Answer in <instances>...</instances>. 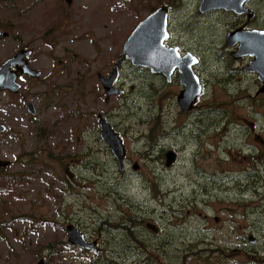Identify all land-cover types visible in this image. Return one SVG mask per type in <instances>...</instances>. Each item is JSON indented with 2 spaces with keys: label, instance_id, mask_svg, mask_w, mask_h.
I'll list each match as a JSON object with an SVG mask.
<instances>
[{
  "label": "rangeland",
  "instance_id": "1",
  "mask_svg": "<svg viewBox=\"0 0 264 264\" xmlns=\"http://www.w3.org/2000/svg\"><path fill=\"white\" fill-rule=\"evenodd\" d=\"M163 2L171 6L168 46L179 43L184 50L219 51L218 22L223 17L199 13L201 0H73L71 5L65 0L0 2L4 7L0 22L47 31L48 43L37 41L38 32L34 33L32 46L40 49V55L48 51L49 61L40 67L44 75L29 89L33 96L28 101L40 109L38 120L49 119L51 126L49 134L39 135L40 122L31 121L19 103L15 137L0 142V158L10 161V166L0 169V264H39L40 260L45 264H253L264 258V170L248 167L243 157L248 153L233 146L238 133L247 134L254 112L263 124L264 106L225 104L219 78L212 72L220 60L208 53L199 69L205 89L198 106L189 113L181 111L179 77L168 82L147 67L133 66L123 54L125 41L138 22ZM259 10H264L263 1ZM115 62L121 68L117 86L123 93L106 102L98 73L108 76ZM99 114L108 118L125 143V171H120L100 138ZM231 122L240 126L221 142L219 155L224 160L209 168L208 158L215 160L217 155L208 156L204 148L205 125L220 131ZM213 134L205 140L214 141ZM174 150L181 158L167 167L166 153ZM230 160L243 164L232 165ZM136 163L138 170L133 168ZM217 168L224 169V181L222 187L207 186L212 193L208 197L202 185L207 180L198 181L201 174L220 176ZM219 189L230 191L226 201L219 202L215 196ZM174 190L184 215L180 211L170 214ZM230 198L240 202L234 204ZM122 199L136 206L132 212L138 221L130 222V227L140 240L144 237L140 219L151 209L165 231L148 243L173 237L168 244H177L182 234L175 222L181 221L194 246L188 250L125 249L124 241L113 237L119 236L122 213H117V205L125 206ZM70 224L87 238L98 239L100 253L70 245L66 230ZM238 225L242 232L235 230ZM253 233L261 248L258 255L247 253ZM237 234L242 242L236 245ZM216 246L222 253L214 252ZM235 246L240 248L239 257L231 256L230 247Z\"/></svg>",
  "mask_w": 264,
  "mask_h": 264
},
{
  "label": "flooded vegetation",
  "instance_id": "2",
  "mask_svg": "<svg viewBox=\"0 0 264 264\" xmlns=\"http://www.w3.org/2000/svg\"><path fill=\"white\" fill-rule=\"evenodd\" d=\"M1 1L2 0H0V2ZM260 1L264 2V0H243L242 2L241 0H220V7H216L213 8L214 10L201 13L202 15L220 14L223 17V19H221V22H218V26L220 28L221 45L219 46V51L217 52H215V50H212L211 52L207 50L206 53H204V51H195L191 49L184 50L179 43L174 44L175 46H178L180 50L179 51L180 55H185L190 53L192 54V56L190 57L193 59L194 63L192 64L191 67L200 80L201 94L198 96L197 101L194 104V107L191 110L187 111L188 113L198 106L197 105L198 100L201 98V95L204 92L205 83L203 82V79L199 73V69L203 64L202 58L205 60L206 57L208 56V53H210V57L219 58L220 60V63L217 66L218 70L215 69L212 72H215V74L219 78L220 81L219 84L221 86V89H219L220 95L225 104L237 106L245 102H249L250 105L255 109L260 105L264 106V41L263 39L260 38L256 40L257 44H259L260 42L262 43V49L260 53L259 50H253V44L248 39V35L252 32H256V31L264 32V10L262 12H260L259 10ZM65 2L68 5H71L73 0L71 3H68L66 0ZM212 2L213 0H209V4H212ZM162 4L163 5L159 6L158 8H162L164 6L168 8V18L170 25L171 6H167L168 2H163ZM200 6L201 4L199 5V7ZM199 7H198V11H199ZM0 8H4V7L0 6ZM155 11H157V8H155V10H153L151 13ZM60 13L61 11L57 12L58 17L60 16ZM143 20L139 21L138 24ZM35 32H38V34L36 35L37 41L42 43L49 42L45 27L42 28V31H39L38 29L36 30L35 27H32L29 24L20 25L17 22H0V86L1 87L5 86L4 88L0 89V142L1 143H7L10 138L12 139L15 137L14 136V134L16 133L15 123L18 120V111L16 110V108L20 107L19 103L22 104L21 107L26 108L29 119L31 121L37 120L40 122L39 129L41 132L39 133V135L49 134V132H51L49 119L45 118L43 120H38L40 118V116H38L40 113V109L32 101H28V98L33 96V94L29 91V89L32 86L36 85L38 82H40V80L44 75V71L43 69H40V67L44 68L49 61L48 51L47 52L42 51V55H40L38 54L40 52V49H35L32 46V44L35 41V36H34ZM170 37H172L171 34ZM254 41L255 39H253V42ZM17 54H21V60L20 61L17 60L15 62L13 61V59L16 57ZM123 54L125 58H127L124 52V46H123ZM25 62H27L30 69L34 71L33 73H24L22 71L20 65ZM115 66L118 67V73L116 77L117 79L114 83V88L116 89V92L112 93L109 96L100 77L106 79L110 78L112 76V72ZM215 67L216 66H212L211 68L213 69ZM203 68H205V66H203ZM120 70H121L120 65L118 64V62H115L108 76L98 73V78L106 93V98H105L106 102L110 100L111 96L123 93V91L119 89L117 86V83L120 80V74H121ZM36 72H38L39 75H36ZM46 76L48 75L46 74ZM12 77L19 85L18 90L14 89V83ZM178 77H179L178 81L181 86V89L182 88L184 89V86H182L181 83V73L179 69L174 70L171 81H168V78L166 76H164L163 78H166L168 82H173ZM55 79L57 81V77H55ZM48 81L50 85L51 78H49ZM227 85L230 86L228 87ZM30 104H33L32 109H30L29 107ZM100 115L105 116L104 114H99L98 119ZM252 117H254V120H250L251 121L250 127H247L248 129L247 134L246 135L242 134V131L241 133H238V139L233 143V146L236 147L240 153H248L245 156H243L244 159L247 158L245 159L247 161V166L259 171V170H264V118H263V124L260 125L259 124L260 116L258 115V113L254 112V114H252ZM105 118L108 121V118L106 116ZM214 126L216 127V129H218V126L216 125ZM230 126L232 127L229 129ZM239 126L240 123L237 124L235 122H231V124L228 127H225L220 131L219 129L214 131L211 130V126L207 127V124L205 125L203 138H202V141L204 143V148L207 147L209 151L208 156H213L214 153L217 155L215 160H212L210 157L208 158L209 168H214L215 167L214 164L218 167L221 161L224 160L219 155V151L222 149V144H224L221 142L222 141L225 142L227 139V135H229V132L231 130L235 131ZM211 133H214L211 137L214 141L205 140V136ZM119 137L121 138L120 134ZM122 143L125 147V143L123 140ZM210 145H213L214 147H211ZM107 149L110 150L112 153V150L109 145ZM174 152L176 153L177 151L174 150ZM232 152L234 151L232 150ZM234 155L236 156V158H238L237 157L238 154L234 152ZM180 158H181L180 155L176 153V158L173 165H175V163L178 162ZM114 159L117 163L119 162L118 159H116L115 157ZM127 159H128V155L126 150V155L124 157L125 169L120 171L126 170ZM231 163L232 165L243 164L232 161ZM217 170L219 171L220 176H217L215 179L214 177L211 176V173L208 174L207 178L206 175L201 174V178L198 181V183H202L205 179L207 180V183L202 185L205 186V192L207 193L208 197H210L212 193H211V189L208 188L207 186H211L212 184H215V186L218 185L219 187H222L221 182L224 181V178H221V173L223 172L224 169L217 168ZM251 174L253 175L254 173L252 172ZM229 193L230 191L228 190L225 193H222L221 189L214 191V194L219 202L226 201L227 198L226 196ZM171 197L173 198V204L169 206L170 214L174 213V211H180L184 215L182 203L179 200L178 195L175 193V190L174 193L171 195ZM242 197L243 196H241V198ZM161 198L162 196L159 197L157 202L161 201L162 200ZM206 199L207 198H205V201ZM230 199L234 204L240 202V199H236V198L234 199L230 198ZM122 200L125 202L126 208L125 206L117 205V213H122V217L119 218V224H118L119 226L116 231V233L119 234V236H113V237L117 241L123 240L124 241L123 247L125 249L135 250V251H142L146 249H160V248L162 249L176 248L178 250H188L192 246H194V244H190V239H189L190 236H188L187 232L185 231V225L181 221L175 222L179 230V233L182 234V236H180V241L177 244L175 245H171L170 243L168 244V242L171 241L173 237H171L169 240L164 239L160 243L154 242L156 244H150L152 243L151 240L153 236L160 239V237L164 234L165 231L164 228H161L159 226V222L153 218L152 216L153 211L151 209L144 216H142L138 212V214L142 216L140 219V223H141V230L144 233V237L142 238V240H140L137 235H134L132 233V228L130 227V222L138 221L137 220L138 215L135 212L134 213L132 212V210L136 208V206L132 204L129 200L126 199H122ZM239 206L242 207V204H239ZM236 208L237 207H234L235 210ZM163 214L164 213H160V217H163ZM219 219H220L219 217H216L215 221L218 222ZM167 222H169V220ZM178 222L180 223V226L182 228H180ZM78 230L79 233L83 235L87 245L95 243V246L97 247V251H92L88 249L86 246L82 247V245L76 244L78 249H80V251L82 252H87V253L88 252L94 254L100 253L99 240L89 239L80 231L79 228ZM235 230H239L240 232H242L243 231L242 225H238L237 227H235ZM247 231L251 233V230H247ZM236 237H240L239 241L236 240V245H237V242L240 243L242 242V236L241 234H237L235 238ZM249 240H251V245L253 247L249 245V250H247V253L258 255V253H260L261 251V248L257 243V238L254 235V233L251 234V236H249ZM148 241L150 243H148ZM262 248H264V245H262ZM222 250H223L222 248L216 246V250L214 252L222 253ZM230 250H231V256L235 254L239 257L238 252L240 251V248L235 246V247H230ZM252 263L264 264V258H258L256 260H253ZM236 264H242V263L236 262Z\"/></svg>",
  "mask_w": 264,
  "mask_h": 264
},
{
  "label": "water",
  "instance_id": "3",
  "mask_svg": "<svg viewBox=\"0 0 264 264\" xmlns=\"http://www.w3.org/2000/svg\"><path fill=\"white\" fill-rule=\"evenodd\" d=\"M66 1L68 3L72 2V0ZM208 4L209 0H203L200 7L203 12L220 7V0H213L210 6H208ZM167 19L168 8L162 7L153 12L148 18L142 21L133 34H131L124 45V52L127 58L130 59L134 65L148 67L153 73H162L167 76L169 81L171 80L174 70L179 68L181 73V83L185 88L178 96V106L180 110L187 112L194 107L197 97L201 93L200 80L191 67L194 63L193 59L190 57L192 55L188 54L184 57H180L176 48H169L166 46L165 40L169 37L167 30ZM254 36L257 38L253 43V50H259L261 53L262 43L260 42L257 44L256 40L259 38L264 40V32H256ZM249 41H252L251 37H249ZM17 60H21V54H17L13 59L15 62ZM20 68L24 73L34 72L32 69H30L27 62L21 64ZM117 73L118 67L115 66L110 78L106 79L100 77L109 96L116 92L114 83L117 79ZM36 75H39V73L36 72ZM13 83L14 89L18 90L19 85L16 83L14 78ZM4 87L5 86H0V89ZM29 107L32 109L33 104H30ZM99 119L101 126L100 135L110 145L114 156L119 161L118 163L120 169L123 170L126 149L122 143V140L119 137V134L112 129L111 124L106 120L105 116L100 115ZM166 158V165L170 167L175 161L176 153L174 151H168L166 153ZM8 165V162L2 161L0 159V167H7ZM138 168L139 165L135 164L134 169ZM68 231L70 233V241L72 243L82 245L83 247L86 246L88 249L97 250L95 243L88 245L86 244L83 235L79 233L78 228L74 225H69ZM39 264H44V262L40 261Z\"/></svg>",
  "mask_w": 264,
  "mask_h": 264
},
{
  "label": "trees",
  "instance_id": "4",
  "mask_svg": "<svg viewBox=\"0 0 264 264\" xmlns=\"http://www.w3.org/2000/svg\"><path fill=\"white\" fill-rule=\"evenodd\" d=\"M209 251H212V250H209ZM91 264H99V262H92Z\"/></svg>",
  "mask_w": 264,
  "mask_h": 264
}]
</instances>
